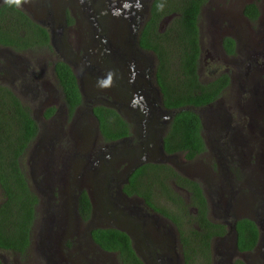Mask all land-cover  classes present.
<instances>
[{
  "label": "flooded vegetation",
  "instance_id": "af4514ba",
  "mask_svg": "<svg viewBox=\"0 0 264 264\" xmlns=\"http://www.w3.org/2000/svg\"><path fill=\"white\" fill-rule=\"evenodd\" d=\"M3 1L0 0V3ZM130 1L131 4L125 6L129 14L122 16L121 19H119L120 15L117 9L124 6L114 5V1L112 4L104 5L100 0H27L20 7L30 18L47 29L50 43V48L38 49L37 55L32 59L25 58L24 52L15 51L9 46L0 44V58L3 59V62L0 63V70L4 74L0 77V82L3 84L8 82L10 84L8 87L19 98L18 93L24 98L30 99L34 108H42L43 111L38 118L40 122L48 120L46 138H43L41 142V138L38 140V148L37 150L33 149V152H36L39 158L45 157L46 159L47 152H62L59 155L61 157L65 148L61 147V137L66 135L73 137L74 134L78 148V164L82 159L84 161L86 143L83 137H85L86 128L79 122V117H74L86 98V85L83 78L97 80L98 77L106 75L109 70H114L115 77L112 87L99 89L94 86L90 98V111L97 123L99 135L101 133L98 121L92 112L94 105L102 104L113 107L128 122L130 131L128 134L106 141V143L114 144V146L122 144L124 152L129 155L128 164L114 165V170H112L115 186L114 197L138 199L145 213L140 217L129 218V225L133 230L132 233L127 234L131 238L136 253L148 264H184L179 234L170 219L146 204L142 197L135 194L129 195L122 190V185L127 182L129 174L141 163L167 162L180 173L199 181L209 207L208 216L211 215L215 217L213 221H220L226 225L227 230L224 234L211 239V248H216L214 242L219 239L217 245L219 244L221 251H216L223 253L225 259H213L212 264H235L234 260L239 257L234 255L235 253L246 255L244 258L239 257L245 264H254L247 254L257 251L262 243L264 244V146H262L264 117L261 111L263 104L261 102L262 79L260 74L262 70L257 68L260 66L259 54L256 50L258 47H255L256 43H250L252 33L254 32L256 42L257 38L261 36V30L259 25L254 28L253 32L246 30L251 31L254 27L253 24L260 22L261 6L257 0H247L241 5L239 13L229 12L230 15H227V12L224 15L221 11L213 13V15L215 14L214 20L226 16L225 19L228 21L226 23L228 32H217L214 36V39L217 40L211 45L215 47L211 60L217 62L219 59H223L225 67L217 73L213 67L210 72L214 75L204 80H201V71H199L203 44L198 24L200 53L197 73L199 80L207 82L214 80L221 73H225L228 75L229 81L223 87L222 93L230 89L233 81L239 78L238 91H245L246 95L239 94L237 100L234 99L237 101L235 114H233L232 105L229 103L225 109L220 107V101L223 100L222 93L208 104L192 107L201 118V133L205 144V149L188 159L193 161V159L199 158V168L196 169L198 177H195L193 174L181 170L177 165L175 159L184 151L168 153L163 145V136L172 116L168 117L170 108L163 105L162 94L156 83V56L152 51L141 47L138 39L140 29L148 17L152 0ZM249 2H255L258 7V14L254 19L244 13V6ZM225 37H229L233 42V52H229L228 48L224 46ZM246 39L248 45L244 48L248 47L249 52L243 57L240 53L241 42ZM57 60L64 61L70 66L80 92L81 101L76 104L72 113H69L63 89L55 73L54 63ZM243 62L245 64L242 69ZM25 65H28L29 69L25 68ZM18 77L21 80L16 82L17 86L14 81ZM23 85H26L24 89L21 88ZM107 96L114 98L109 100ZM20 100L26 103L21 98ZM31 109L32 116L37 121L34 110ZM62 110L63 114L61 115ZM56 118L59 119L58 122ZM39 121H37L38 132L35 137L39 135L42 124ZM205 121H207V126ZM66 124L68 125L65 126ZM76 162L67 164L65 167L70 171L74 168L81 170L80 165ZM37 163L40 165L42 162L38 161ZM94 168V172L90 173L92 176L103 171L104 167L95 165ZM60 172L61 168L55 173ZM77 176H80L78 178L80 182L72 208L70 198L66 197L64 200L61 198L64 192L59 181L52 179L48 180L49 184L45 183L49 189L50 198H52L53 209L62 205L64 208L63 217L60 223L58 222L59 216L55 218L50 214L45 218L46 222H42L41 217L37 221L35 218L30 244L25 253L37 242L42 247H46L51 258L56 259L51 261L52 264L58 262L61 264H86L82 262V259H85L88 251L91 253L88 260L90 264H119L116 252L101 248L91 236L90 231L93 227L90 226L92 219L90 198L89 217L85 219L79 211V194L82 190L86 191L87 171H77L72 174V177L66 182V187L69 183H75ZM42 177L45 178L41 175ZM172 185L178 191L185 192L184 198L189 199L190 193L187 189L175 185L173 180ZM244 217L255 222L258 237L253 248L240 251L236 243L235 223L237 219ZM168 223L174 225L175 234L172 235ZM230 225H234V228L230 229ZM36 228L40 231H36ZM47 239L50 240L48 242H51L50 246ZM60 247L71 248L72 251H76L75 256L71 258L69 250L67 256H65L66 254L59 255L58 248Z\"/></svg>",
  "mask_w": 264,
  "mask_h": 264
},
{
  "label": "trees",
  "instance_id": "16d2710c",
  "mask_svg": "<svg viewBox=\"0 0 264 264\" xmlns=\"http://www.w3.org/2000/svg\"><path fill=\"white\" fill-rule=\"evenodd\" d=\"M163 2L162 11L156 4ZM206 0H152L149 14L139 32V45L156 56L155 79L165 107L176 109L163 136L164 149L182 152L187 159L205 149L201 133L202 123L192 107L208 104L217 99L229 77L221 73L214 80L202 82L197 73L200 53L198 16ZM244 13L254 19L258 14L255 2L244 6ZM170 16L164 28L161 20ZM0 44L19 52L50 48L47 29L34 21L20 7L0 3ZM223 44L233 52V42L225 37ZM55 73L72 113L81 101L76 78L64 61L54 63ZM92 112L98 121L105 141L128 134V122L110 106L97 104ZM38 132V123L31 108L6 84L0 82V249L24 254L29 247L33 222L37 216V195L30 189L19 159ZM187 189L186 200L172 185ZM127 194L143 198L146 204L168 217L175 225L182 247L184 264H212L211 239L226 232V225L208 216V204L199 181L175 169L167 162H143L122 185ZM163 197L170 205L156 202ZM195 212H194V208ZM78 208L86 219L91 201L85 190L79 194ZM238 249L253 248L258 230L247 217L236 220ZM92 238L101 248L115 251L119 264H145L136 253L126 231L114 227H94ZM235 264H245L236 258ZM0 264H5L0 258Z\"/></svg>",
  "mask_w": 264,
  "mask_h": 264
},
{
  "label": "rangeland",
  "instance_id": "374dc122",
  "mask_svg": "<svg viewBox=\"0 0 264 264\" xmlns=\"http://www.w3.org/2000/svg\"><path fill=\"white\" fill-rule=\"evenodd\" d=\"M100 1H102L104 5L112 4L113 1H116L117 5H123V3L125 2V0H100ZM244 1H247V0H210V1L207 0L204 3V5H202L201 12L198 17V24L201 30V39H202V44H203L202 55H201V65L199 69V71H201L200 72L201 80L207 79L214 75V73L212 74L210 72V70L213 67H215L216 73L218 71L223 70L225 67V62H224L225 60L219 59V61L217 62H214L211 60V58L213 57V51L215 49V47L211 45L217 40L216 38L214 39V36L217 34V32L219 33H222L223 31H224L223 33L228 32V30H226L227 29L226 23H228V21L225 19L226 16L225 18L221 17L218 20H214L215 14L220 11L223 12L224 15H225V12H227V15H230L228 14L229 12L233 14L239 13L241 5L244 3ZM257 1L260 4L261 9H262V15L260 17V22L253 24L254 27H252L253 29L251 31L250 30H246V31L253 32L254 28L258 27V25L261 30V36L257 38L256 42L254 40L256 39L254 32L252 33L253 35H252V40L250 41V43H253V44L256 43L257 45L255 47H258L256 50L259 54L258 62L260 63V66L259 67L257 66V68H260L262 70V73L260 74L261 79H262L261 102L263 104L261 111L264 117V0H257ZM136 9L138 11V8ZM214 12L215 14L213 15ZM169 19H170V16L164 17L160 22V27L164 28L167 22L169 21ZM246 45H248L247 39L241 42V52L240 53L241 55H243V57L246 53L249 52L248 47L244 48V46ZM23 55L25 56V58L27 57L29 59H32L35 55H37V51L36 50H32L30 52L26 51L24 52ZM2 62H3V59L0 58V63ZM244 64L245 62H243V65H241L242 69L244 68ZM25 68L29 69V66L25 65ZM3 75H4L3 71L0 70V77H2ZM9 78L12 79L11 76H9ZM16 79L17 80L14 81L15 85H17L16 82L21 80V78L18 77ZM83 80L86 85L85 87L86 98H85V102H82L80 108L76 111V114L74 116L75 118L79 117L80 119V120L78 119L79 122L86 128V133L84 134L85 137H83L86 143L85 144L86 154L84 157V161L81 158L82 160L79 164L77 160L78 159V156H77L78 148L76 145L74 134H73V137H70L67 135L65 137H61V140H60L61 147L62 149L65 147L61 157L59 155L62 152L60 153L55 152V151L47 152L46 154L47 159L45 157L39 158L36 152H33V149L37 150L38 148L37 147L38 140L41 138L40 140L41 142L43 138L44 139L46 138L45 136L48 132V120L44 122H40L38 118H40L39 116H41L43 109L39 107L34 108L30 99L24 98L23 96H21V94L17 92L20 98L24 102L28 103L31 106V108H33L34 115L37 121H39L40 124L41 123L44 124V125L41 124L39 135L35 137L34 140H32L29 143L26 151L23 153V155L19 159L21 169L24 175L26 176V178L28 179L29 187L38 197V201L36 203V214H37L36 221L41 217L42 222H46L45 218L47 217L48 214H50L51 216L55 218L59 216L58 222L60 223V220L63 217L62 212H64L63 211L64 208L62 207V205L60 206L57 205L58 206L57 209H53L54 206L52 205V198H50V192H49V189L45 186V183L47 184L49 182L48 180H52V179L59 181L60 187L62 191L64 192L61 198L63 200L66 197L70 198L71 208H72L75 194L77 193L78 188H79L80 181H78V178H80V176L75 177L76 182L72 184L69 183L68 187H66V182L72 177V174L77 173V171L78 172L83 171V170L87 171L85 188L89 195V198L92 200V204L95 209L97 208L98 210L107 209V203H109L110 200L114 201L115 206L119 204V201L116 199L118 198V196L114 197V194H113L115 186H114V174L112 173V170H114V165L128 164L127 159L129 158V155L127 152H124V149L121 147L122 144H118V145L115 144L114 146V144L106 143V141L103 139L101 134L99 135L97 133V127H96L97 123L95 119L92 117L91 111H90V105H91L90 98L94 91V86H96L95 84L97 80H93L89 78H83ZM4 83L7 86L10 85L8 82H4ZM238 83H239V78H236L231 84L230 89L222 93L223 100L220 101V104H221L220 107L223 109H225V107L228 106L227 105L228 103L232 105L231 107H232L233 114L236 113L235 106L237 105V104L235 105L237 101H235L234 99L236 98L237 100V97L239 94L241 96L246 95L245 91L244 92L238 91V88H239ZM25 87L26 85H23L21 88L24 89ZM107 98L109 100H112L114 97L107 96ZM62 114H63V110L61 112V115ZM56 119L58 122L59 119L58 118ZM205 123L207 126L208 125L207 121H205ZM67 125L68 124H66L65 126ZM262 146H264V140L262 142ZM44 159H46L45 162H43ZM48 160L50 163L48 162ZM175 160L181 170L187 171L188 173L193 174L195 177H198V174L196 173L197 171L196 169L197 167L199 168V158H196L195 160L193 159V161L188 160L181 153L176 157ZM38 161L42 163L39 165L37 163ZM75 162L76 164L80 165L81 170H78L77 168L75 170L74 168V170L72 169L70 171L69 168L67 169L65 167V165L70 164V163L73 164ZM49 164L51 165L48 167ZM95 165L97 166L102 165L104 168H103V171L95 175L93 174L92 176L90 173L94 172ZM59 168H61V172L55 173ZM41 175L45 176V178L44 179L43 177L41 178ZM62 182L64 183L65 186L63 185ZM180 194L183 197H185L186 195L185 192H180ZM1 199H2V189L0 187V201ZM156 202L159 204H163V205H170L169 202L163 197L156 198ZM69 211L72 213L70 209ZM263 215H264V210H263ZM108 218H109L108 215L107 216H97V214H94L91 220L95 222L96 221L107 222ZM209 218L212 220H215V217L211 215ZM114 222L120 225H125V226L127 225L126 219L122 215L120 216L119 219H115ZM114 222H110V223L113 225ZM168 226L170 227V230L174 231V227H173L174 225H172V223H168ZM33 229H34V224H33ZM36 231H40V230L36 228ZM42 232L44 233V231ZM48 241L50 240L47 239V242ZM218 242H219V239H217V241L214 242L216 244V248L214 247L212 248L213 249L212 250L213 259L224 260L225 255L223 253L216 251V250L221 251V247L219 246V244L217 245ZM48 244L50 246L51 242H48ZM68 250L71 252L70 253L71 258H73L76 254V251L74 250L72 251L71 248L70 249H67L66 247L58 248L59 255L66 254L65 256H67ZM234 255L239 256L241 258H244V256H246L245 254H239V253H235ZM247 255L250 258V260L254 262V264H264V244L262 243L261 247L258 248L257 251H253ZM90 257H91V253L88 251L86 253L85 259L84 258L82 259V262L86 264H90V261H88ZM0 258L6 264H52L51 261L56 260L54 258H51V254L46 249L45 246L42 247L41 244L40 243L37 244V242H35L34 247L33 248L31 247L29 251L26 252L25 254H18L15 251L13 252V251H7L4 249H0ZM57 264H61V263L58 262Z\"/></svg>",
  "mask_w": 264,
  "mask_h": 264
},
{
  "label": "water",
  "instance_id": "95a60500",
  "mask_svg": "<svg viewBox=\"0 0 264 264\" xmlns=\"http://www.w3.org/2000/svg\"><path fill=\"white\" fill-rule=\"evenodd\" d=\"M114 4L117 5L116 1H114ZM129 4H131L130 0H126L123 3V8H119L117 9V12L119 13L120 17L119 19H121L122 16H126L128 15V11H126V7L125 6H129ZM176 111V109H170L169 111V115L168 117H171L172 114H174ZM264 153V152H263ZM119 201L118 205H114V201H111L109 203H107V209L104 210H98L95 209L93 207L92 204V216L94 214H97V216H109V218L107 219V222H102V221H90V226L94 227H104V226H117L118 228L126 231L127 233H132L131 226L129 225V218L131 217H140L142 215H144L145 213L143 212V207L140 205V201L138 199H133V198H127V197H118L116 198ZM92 201V200H91ZM97 210V211H96ZM97 212V213H96ZM124 216V218L126 219V223L129 226H125V225H120L114 222L115 219H119L120 216ZM110 222H114V224L112 225ZM234 225H230V229H233ZM172 231V235L175 234V232L173 230ZM144 260V262L146 264H148V262L142 258Z\"/></svg>",
  "mask_w": 264,
  "mask_h": 264
},
{
  "label": "clouds",
  "instance_id": "9594fccd",
  "mask_svg": "<svg viewBox=\"0 0 264 264\" xmlns=\"http://www.w3.org/2000/svg\"><path fill=\"white\" fill-rule=\"evenodd\" d=\"M27 0H5V3L9 6H16L17 8L21 7ZM165 7L163 2L156 4V8L162 11ZM115 71L109 70L106 75L98 77L96 81V87L99 89H108L114 84Z\"/></svg>",
  "mask_w": 264,
  "mask_h": 264
}]
</instances>
